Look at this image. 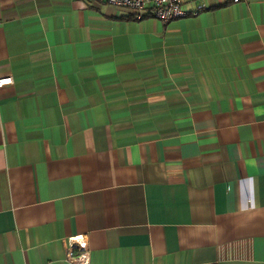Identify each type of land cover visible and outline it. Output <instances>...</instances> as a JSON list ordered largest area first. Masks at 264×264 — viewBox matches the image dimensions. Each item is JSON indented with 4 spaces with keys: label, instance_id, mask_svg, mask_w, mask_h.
Masks as SVG:
<instances>
[{
    "label": "crops",
    "instance_id": "crops-1",
    "mask_svg": "<svg viewBox=\"0 0 264 264\" xmlns=\"http://www.w3.org/2000/svg\"><path fill=\"white\" fill-rule=\"evenodd\" d=\"M180 6L0 0V264H264V0Z\"/></svg>",
    "mask_w": 264,
    "mask_h": 264
},
{
    "label": "built area",
    "instance_id": "built-area-1",
    "mask_svg": "<svg viewBox=\"0 0 264 264\" xmlns=\"http://www.w3.org/2000/svg\"><path fill=\"white\" fill-rule=\"evenodd\" d=\"M108 5L125 9L127 15L138 19L143 16H151L162 24L182 17L187 13L182 10L181 0H100ZM236 1V0H233ZM198 10L195 7L188 14H194ZM11 83L10 75H0V86ZM64 259L69 264H90L89 248L84 235H72L64 239Z\"/></svg>",
    "mask_w": 264,
    "mask_h": 264
}]
</instances>
